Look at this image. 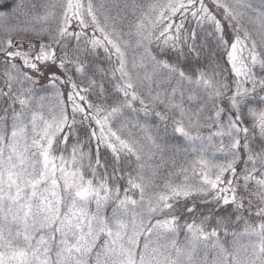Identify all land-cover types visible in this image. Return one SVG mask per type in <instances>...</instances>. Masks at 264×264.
Returning a JSON list of instances; mask_svg holds the SVG:
<instances>
[{
  "label": "snow or ice",
  "instance_id": "snow-or-ice-1",
  "mask_svg": "<svg viewBox=\"0 0 264 264\" xmlns=\"http://www.w3.org/2000/svg\"><path fill=\"white\" fill-rule=\"evenodd\" d=\"M0 264H264V0H0Z\"/></svg>",
  "mask_w": 264,
  "mask_h": 264
}]
</instances>
